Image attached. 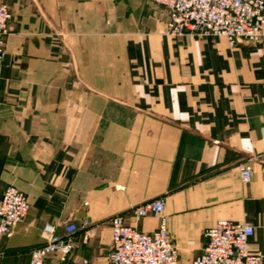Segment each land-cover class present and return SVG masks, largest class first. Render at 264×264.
I'll list each match as a JSON object with an SVG mask.
<instances>
[{
    "label": "crops",
    "instance_id": "1",
    "mask_svg": "<svg viewBox=\"0 0 264 264\" xmlns=\"http://www.w3.org/2000/svg\"><path fill=\"white\" fill-rule=\"evenodd\" d=\"M3 1L0 199L12 183L31 208L0 240V264H29L45 226L63 235L71 221L79 246L64 264H106L109 219L153 231L160 219L131 209L158 197L179 264L221 219L254 226L264 264V42L169 36L167 9L149 0Z\"/></svg>",
    "mask_w": 264,
    "mask_h": 264
},
{
    "label": "built area",
    "instance_id": "2",
    "mask_svg": "<svg viewBox=\"0 0 264 264\" xmlns=\"http://www.w3.org/2000/svg\"><path fill=\"white\" fill-rule=\"evenodd\" d=\"M168 11L165 33L172 37L223 36L231 47L264 42V0H149ZM13 18L10 7L0 0V65L6 55L5 37ZM241 179L252 178V165H239ZM31 203L27 194L15 184H8L0 199V240L11 237L16 226L28 215ZM165 199L155 198L131 209L137 220L148 216L160 219L159 226L150 232L127 223L123 215L109 219L111 245L106 264H179V252L174 245L164 215ZM80 242L88 244L92 225L83 220ZM44 244L32 249L29 264H64L79 246L75 233L78 225H65L63 235L53 225H46ZM254 226L247 221L221 219L205 230L207 239L203 252L191 264H263L261 254L250 251ZM78 264H101L82 257Z\"/></svg>",
    "mask_w": 264,
    "mask_h": 264
}]
</instances>
